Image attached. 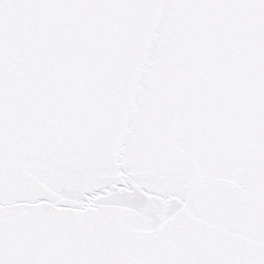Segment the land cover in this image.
<instances>
[{"label":"snow or ice","instance_id":"obj_1","mask_svg":"<svg viewBox=\"0 0 264 264\" xmlns=\"http://www.w3.org/2000/svg\"><path fill=\"white\" fill-rule=\"evenodd\" d=\"M0 264H264V0H0Z\"/></svg>","mask_w":264,"mask_h":264}]
</instances>
